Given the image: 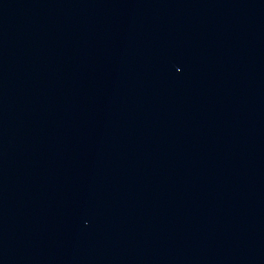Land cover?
<instances>
[{
    "label": "water",
    "instance_id": "obj_1",
    "mask_svg": "<svg viewBox=\"0 0 264 264\" xmlns=\"http://www.w3.org/2000/svg\"><path fill=\"white\" fill-rule=\"evenodd\" d=\"M0 264H264V0H0Z\"/></svg>",
    "mask_w": 264,
    "mask_h": 264
}]
</instances>
